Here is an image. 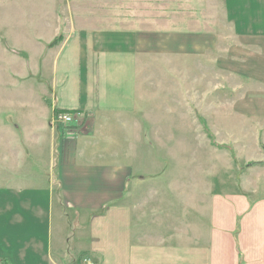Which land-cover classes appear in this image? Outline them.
<instances>
[{
  "label": "crops",
  "instance_id": "1",
  "mask_svg": "<svg viewBox=\"0 0 264 264\" xmlns=\"http://www.w3.org/2000/svg\"><path fill=\"white\" fill-rule=\"evenodd\" d=\"M226 2L224 13L235 29H224L233 30L234 43L224 42L223 22L203 18L205 29L200 31L201 16L211 11L199 12L194 3L197 11L189 23L191 33L182 31L183 24H174V28L155 33L159 41L154 48L151 31L141 32L135 24L118 27L113 21L119 19L117 12L100 15L115 26L82 24L67 33L56 53L61 91L49 102V115L55 108L72 111V130H66L68 136L59 144L52 138L43 144L44 155L39 153L40 140L36 149L15 141L11 158L16 156L18 162L16 178L9 179V172L7 178L0 175V264H61L59 260L67 255L61 246L65 239L54 238L57 216L64 223L58 225L61 231L68 228V221L80 226L76 240L82 246L75 257L84 254L86 262L81 264H264V229L242 222L236 231L234 220L226 214L223 217L224 210L220 215L223 225L216 228L214 188L204 187L201 198L193 191H182L175 202L166 201L165 194L148 200L144 192L163 174L158 178L137 175L125 161L121 163L120 144L113 134L129 126L123 124L125 118L131 116L134 121L138 108L150 107L139 90L138 68L141 60L148 62L157 52L166 60L183 55L207 58L214 70L218 66L227 77L226 82L239 78L245 83L244 88L230 86L233 91L246 88L249 93L245 104L236 107L264 114V106L259 108L256 102L247 107L249 99H264V93L254 91L264 86V0ZM220 38L225 53L217 56ZM176 62L179 67L180 61ZM149 72L142 84L151 83ZM69 75L73 79L65 86ZM70 88L73 93H68ZM109 141L112 144L106 148ZM55 162L61 164L56 178L55 172L52 175ZM41 163L48 166V176L40 173ZM106 163L117 165L107 168ZM167 189L171 188H165V193ZM57 193L61 202H56Z\"/></svg>",
  "mask_w": 264,
  "mask_h": 264
},
{
  "label": "rangeland",
  "instance_id": "2",
  "mask_svg": "<svg viewBox=\"0 0 264 264\" xmlns=\"http://www.w3.org/2000/svg\"><path fill=\"white\" fill-rule=\"evenodd\" d=\"M226 1L0 0V175L7 178L11 173L9 179L16 178L14 171L18 162H15L16 156L11 158L16 149L15 141L22 144L25 141L31 149H36L40 140L39 153L44 155L43 144H48L51 138L59 144L68 136L66 130H72L73 125L53 119L60 111L73 116L72 111L55 108L49 115V102L53 101L55 92L61 91L56 53L71 29H80L82 24L90 27L114 23L115 26L116 21L121 28L135 24L141 32L153 33L154 48L159 41L155 33L174 28V24H183L182 31L191 33L189 23L195 19L194 11H197L194 3L199 12L211 11L209 16H201L200 31L205 29L203 18L223 22L221 33L227 36L224 42L234 43L237 39L233 30L224 29L235 27L224 13ZM107 12L119 13V19L114 18L112 22L100 16ZM221 41L222 38L218 40L221 49L215 52L217 56L225 53ZM200 58L183 55L178 60L171 58L172 61L157 52L148 62L141 60L138 86L150 101V107L138 108L134 121L129 119L131 116L125 118L123 124L129 126H121L113 133L117 134L120 144L118 159L130 165L137 175L158 178L163 174V178L144 192L148 200L156 194L159 197L165 194L166 201L175 202L182 193L192 191L201 198L204 187L208 186L216 191L217 229L223 225L220 219L223 210V217L226 214L228 220H234L236 231L242 222L264 229V114H250L244 109L246 106L236 107L238 103L245 104L249 93L246 88L233 91L230 86L240 84L244 88L245 83H240L239 78L226 82L227 77L219 72L218 66L214 70L211 61ZM176 61H180L179 67ZM147 72L151 73V83L142 84ZM71 79L73 76L69 75L64 85H70ZM254 91L257 95L264 93V86ZM73 92L71 88L68 90V93ZM249 102L247 107L255 102L259 108L264 106L262 98L249 99ZM110 144L111 141L107 142L105 147ZM58 151L59 148L57 155ZM45 165L40 164V173L46 172L48 176ZM60 165L54 163L52 175L55 172V178ZM114 165L117 164H105L107 168ZM165 188H171L166 190L168 194ZM233 191L239 193L231 194ZM55 198L56 202H61L58 193ZM57 221L54 238L59 242L60 238L65 239L61 246L65 247L67 255L60 263H85L84 254L75 257L82 246L76 240L80 226L68 221V228L61 231L58 225L64 223ZM57 247H54L55 253Z\"/></svg>",
  "mask_w": 264,
  "mask_h": 264
},
{
  "label": "built area",
  "instance_id": "3",
  "mask_svg": "<svg viewBox=\"0 0 264 264\" xmlns=\"http://www.w3.org/2000/svg\"><path fill=\"white\" fill-rule=\"evenodd\" d=\"M55 122H62L66 125H71L73 121V116L69 112L60 111L59 113L55 114L53 118Z\"/></svg>",
  "mask_w": 264,
  "mask_h": 264
},
{
  "label": "trees",
  "instance_id": "4",
  "mask_svg": "<svg viewBox=\"0 0 264 264\" xmlns=\"http://www.w3.org/2000/svg\"><path fill=\"white\" fill-rule=\"evenodd\" d=\"M55 43V42H54Z\"/></svg>",
  "mask_w": 264,
  "mask_h": 264
}]
</instances>
